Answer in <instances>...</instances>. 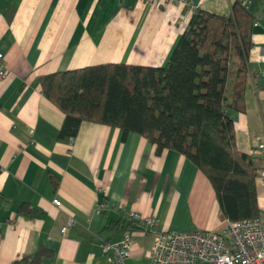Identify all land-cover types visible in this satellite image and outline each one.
I'll list each match as a JSON object with an SVG mask.
<instances>
[{
	"label": "crops",
	"instance_id": "1",
	"mask_svg": "<svg viewBox=\"0 0 264 264\" xmlns=\"http://www.w3.org/2000/svg\"><path fill=\"white\" fill-rule=\"evenodd\" d=\"M234 2L253 23L244 109L228 113L235 148L262 170L264 0H0V264L40 248L50 254L42 264H112L102 244L125 234L132 246L123 263L142 264L156 233L224 236L208 180L183 155H156L139 135L89 122L59 142L64 117L38 78L100 64L160 67L194 10L226 17ZM254 186L264 227V186L256 178ZM131 213L155 223L145 228Z\"/></svg>",
	"mask_w": 264,
	"mask_h": 264
},
{
	"label": "trees",
	"instance_id": "2",
	"mask_svg": "<svg viewBox=\"0 0 264 264\" xmlns=\"http://www.w3.org/2000/svg\"><path fill=\"white\" fill-rule=\"evenodd\" d=\"M252 23L238 2L226 17L196 9L160 67L100 64L39 76L42 96L64 117L57 140L68 143L81 122L119 128L122 138L134 133L156 155L170 150L190 161L208 180L224 220L259 219V168L235 148L228 113L244 109ZM49 257L40 248L11 264Z\"/></svg>",
	"mask_w": 264,
	"mask_h": 264
},
{
	"label": "built area",
	"instance_id": "3",
	"mask_svg": "<svg viewBox=\"0 0 264 264\" xmlns=\"http://www.w3.org/2000/svg\"><path fill=\"white\" fill-rule=\"evenodd\" d=\"M154 3L159 0H146ZM6 76V69L0 55V80ZM256 154L264 157V142ZM256 179L264 186V168L257 172ZM54 206H59L53 200ZM101 210L102 206H98ZM129 218L141 222L145 228L151 227L155 220L151 217H140L131 213ZM72 225L68 219L60 229L63 235L66 228ZM131 239L127 234L117 243H103L112 264H124ZM142 264H264V227L259 219L227 222L224 236L204 231L180 233L160 232L152 237L147 260Z\"/></svg>",
	"mask_w": 264,
	"mask_h": 264
}]
</instances>
